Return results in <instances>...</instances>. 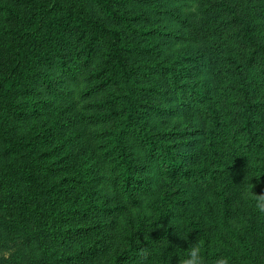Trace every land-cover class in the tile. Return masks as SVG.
Returning <instances> with one entry per match:
<instances>
[{"label": "trees", "instance_id": "trees-1", "mask_svg": "<svg viewBox=\"0 0 264 264\" xmlns=\"http://www.w3.org/2000/svg\"><path fill=\"white\" fill-rule=\"evenodd\" d=\"M150 1L19 0L14 4L26 9V16L14 6L16 18L0 39V138L4 141L0 251L11 247L8 256L0 253V264H182L188 248L199 242L210 264L218 255L231 256L232 264H264V231L254 232L251 218L249 223L232 219L235 213L224 184L242 151L257 146L253 119L257 106L248 76L254 71L264 81V40L257 38L237 7L227 0L217 3L219 14L229 16L232 36L243 48L230 62V86L218 91L207 75L219 61L217 38L209 44L215 55L201 58L194 45L183 47L188 42V18L181 11L186 0H158L152 11ZM248 1L264 26V0ZM136 2L144 3L140 12ZM156 13L157 21L151 18ZM100 46L102 66H91L88 78L84 76L88 91L100 95L92 114L100 139L88 148L89 156L96 153L91 155L94 165L70 171L66 164L70 170L56 168L60 160L39 163L43 155H33L37 159L19 166V157H10L12 152L49 142L40 131L19 132L13 126L30 113L29 104L40 101H32L35 94L27 92L30 85L46 79L40 69L56 61L70 67L66 61L74 55L78 63L95 64ZM197 71L202 73L199 82L193 80ZM161 83L169 84L170 90L156 94ZM227 90L234 111L225 113L221 100L227 98ZM180 95H186L185 103L178 100ZM192 108L199 112L194 118L201 119L196 130H187L186 125L181 131L160 128L169 118L182 121L193 115ZM217 131L229 136L231 164L220 149ZM176 138L184 140L179 143ZM17 174L29 184L8 186ZM96 182L99 188H91ZM161 184L178 186L175 192L167 191L177 194L172 203L162 198L155 208L145 205V198L155 196ZM145 207L151 209V217L144 215ZM140 214L143 219L135 223ZM125 215L129 221L121 229L117 222ZM150 221L153 230L163 227L154 236L162 242L158 247L150 244L151 237H143ZM103 228L104 237L113 244H100Z\"/></svg>", "mask_w": 264, "mask_h": 264}, {"label": "rangeland", "instance_id": "rangeland-1", "mask_svg": "<svg viewBox=\"0 0 264 264\" xmlns=\"http://www.w3.org/2000/svg\"><path fill=\"white\" fill-rule=\"evenodd\" d=\"M17 1L19 2V0H0V39L5 38V30L7 29L8 24L13 23L16 18V14L13 12L14 6L18 13L22 14V16H26V9L14 5ZM157 1L158 0L150 1L153 3L151 11ZM182 1L184 0H181V2ZM220 1L222 0H186L187 6L184 10H181L188 18L185 31V36L187 37L188 42L184 43L183 47H185L186 44L194 45L196 50L202 54L200 56L201 58L212 57L215 55V52H209V44L213 37L217 38L215 47H218L217 54L219 55V61L216 65H213L210 70H207V75L212 85L216 86L215 88L218 91L219 88L222 90L227 89L230 86L232 77L229 79V76L233 71L230 62L235 58L237 52L243 50L242 44L232 36V29L227 23L229 16L226 13L219 14L217 3ZM227 2L231 6L237 7L238 13L244 15V17L250 21L257 38L259 40H264V26L253 7V3L248 0H227ZM143 6V2H136L135 9L140 12ZM159 15V13L153 14L151 18L157 21V19L154 18ZM149 25H151V23ZM153 38L154 37H151L150 41ZM151 43L153 44V42ZM168 45L172 47L170 42ZM98 50L95 64V61H93V63L89 62V64L86 65L84 63H78L79 59L74 55L73 57L70 56V59L66 61L70 67H66L62 65V63H57L56 61L51 62L43 69H40L42 76L46 77V79L41 78V81L37 82L36 86L30 85L27 91L28 93L35 94V97L31 96L32 101L36 100V98L40 101L37 103H31L27 106V110L29 109L30 113L23 117V120L26 122L23 120H15V125L13 126H17V128L19 127V132H22L24 129H27L30 134L40 131L47 137V141L49 142L46 141L47 143L42 146L34 144L32 148H30L29 145L26 149L12 152L10 157H19L16 159V163L19 166H22L23 161L27 162V160L33 161V158L37 159V157H34L33 155H43L38 157L39 163L43 162L44 159L48 162H51V158L60 160L58 161L60 166L56 168H62V166H65V170H70V167V171L81 170L86 166L94 165V159L91 158V155L96 153L91 152L90 156L88 154L90 153L89 149L97 145L98 140L100 139V130H98L96 124H93L92 117L95 109H98L100 95L96 93V91H88V84L84 76L88 78L86 75L90 71L91 66H96V64L97 66H102L104 59V54H102L103 47H98ZM165 50L170 49L165 48ZM77 67L79 72H77ZM194 78H196L193 79L195 82L201 81L202 73L197 71L196 77ZM248 78L252 97L257 106V111L254 113L257 116V119L253 118L257 123L255 127V132L258 133L256 142L257 146L251 151H242V153L236 158L238 159L236 162L238 166L235 167L234 170L228 172V175L224 177V184L228 203L231 202V206L235 211H233L235 214L232 216V219L236 221L242 220L245 223H249L248 220L251 218L254 222L253 231L257 234H261L264 231V224L260 219H264V215L260 214L258 211L254 214L252 213V210L256 209L253 202L246 198L245 189L249 186V183H252V191L256 194L264 193V173L261 174L259 181L256 177H252L264 172V81L254 71L249 72ZM155 88L156 94H159V92L166 93L170 90V86L167 83L164 85L163 83L158 84ZM227 92L229 91L227 90ZM185 96L186 95H180L178 100L185 103ZM221 101L225 113L229 110H231V112L234 111L230 92L227 95V98L225 99L224 95V98ZM165 106L167 107L169 105ZM192 109L193 115H189L188 118L186 117L182 121L180 118H169L170 120L164 122L160 128L166 131L168 129H180L179 131H181L188 126L187 130H196L195 124L201 122V119L196 118V120L194 118V115L199 116V112L195 110V108ZM185 120L189 122L181 124V122ZM42 128L47 129L43 132ZM215 135L216 138L220 140L221 151L226 154L224 158L229 160V154L233 151L230 148L231 142L228 140L229 136L225 131H217ZM181 139L183 138H176V142L182 143L183 141ZM27 142H29V140H27ZM3 143L4 141H1L0 138V155L2 153L1 148ZM188 149L192 150L191 147L187 146V150ZM189 150L188 152H190ZM72 163L74 165H72ZM231 163L232 162L229 160V164ZM64 164L69 165V167ZM81 173H84V171H81ZM58 176H61V170ZM16 177L17 180L9 182L8 186L16 189V186L20 183L23 186L29 184L30 180H20V177H22L20 174H17ZM99 185L100 182L90 184L91 188H99ZM177 187L178 186L176 185H170L167 187L166 185L161 184L156 195L147 196L143 202H145V205L155 208L160 205L159 200L163 198V200H166V204H170L177 194H169L168 192H175ZM200 194L201 193H199L198 196H200ZM142 219L143 217L141 214L140 216L137 215L134 217V222L139 223ZM128 221L129 216L125 215L118 220L117 224L119 225V228L123 229L122 224L128 223ZM162 228L163 227H160L159 229L161 230ZM146 230L147 231L143 234V237H151V245L158 247L162 244L161 241L154 238L155 234L159 233L160 230H153V228H147ZM102 231L104 232L103 241H101L100 244H103L104 241L106 242L105 244H113L110 238L106 240L107 236L104 237L106 234L105 228H103ZM10 248L11 247H6V249H2L0 253L8 256Z\"/></svg>", "mask_w": 264, "mask_h": 264}, {"label": "clouds", "instance_id": "clouds-1", "mask_svg": "<svg viewBox=\"0 0 264 264\" xmlns=\"http://www.w3.org/2000/svg\"><path fill=\"white\" fill-rule=\"evenodd\" d=\"M254 175L259 181L261 174ZM251 177V178H252ZM253 184L249 183V186L245 189L246 198L253 202L255 209L262 215H264V193L256 194L252 191ZM144 215L151 217V209L145 207ZM154 221L149 222V229L152 227ZM182 264H210L208 257L205 255L203 249V242L194 243L187 250L186 256L183 258ZM211 264H232V257L228 255H218Z\"/></svg>", "mask_w": 264, "mask_h": 264}]
</instances>
